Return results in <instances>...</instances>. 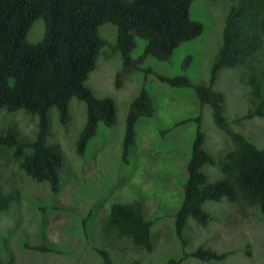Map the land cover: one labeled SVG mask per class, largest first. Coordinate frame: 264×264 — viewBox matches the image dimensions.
Here are the masks:
<instances>
[{
	"label": "trees",
	"instance_id": "1",
	"mask_svg": "<svg viewBox=\"0 0 264 264\" xmlns=\"http://www.w3.org/2000/svg\"><path fill=\"white\" fill-rule=\"evenodd\" d=\"M194 1L0 0V113H22L36 122L30 141L22 139L13 126L0 131L3 165L13 161L29 180L58 192L66 159L54 143L55 130L70 123L75 106H83L84 122L74 144L76 154L85 159L92 140L100 134L99 125H116V100L97 96L91 85L96 74L91 82L90 75L101 67L104 56L110 57L112 65L120 58L116 88L120 89L127 78L141 74L145 78L154 76L174 90L192 89L200 113L203 107L210 108L214 125L231 146L221 155L211 154L205 147L201 114L195 118L197 127L188 146L182 200L172 227L175 241L185 245L189 220L202 228L216 221L203 208L209 202L226 199L230 207H255L264 220V149L229 127L224 115L225 95L214 90L220 71L239 68L258 52L264 38V0H227L220 45L207 66L208 81L198 84L190 80L194 67L190 52L180 61L179 71L167 74L161 68L184 44L203 35L206 23L190 17ZM105 24L116 29L113 44L102 36L100 27ZM30 30L37 39L35 43L26 40ZM149 58L160 66L158 70L147 64ZM248 85L249 105L238 121L264 118V70L257 78L251 76ZM154 115L152 100L142 86L130 102L125 120L121 153L125 170L135 142L136 123ZM207 166L214 176L206 172ZM13 199L12 192L5 191L0 183V213L6 214ZM104 223L105 232L114 239L127 240L146 251L153 249V219L145 218L138 201L111 204ZM95 251L102 264H114L108 250ZM232 253L198 247L178 258L167 257L166 264H182L189 257L218 261ZM0 264H6L1 256Z\"/></svg>",
	"mask_w": 264,
	"mask_h": 264
},
{
	"label": "rangeland",
	"instance_id": "2",
	"mask_svg": "<svg viewBox=\"0 0 264 264\" xmlns=\"http://www.w3.org/2000/svg\"><path fill=\"white\" fill-rule=\"evenodd\" d=\"M228 3L227 0L192 3L190 17L206 23L205 30L200 38L184 44L170 62L161 66L167 74L179 71L180 61L190 52L194 66L191 83L208 81L207 66L220 45ZM100 30L109 44L116 42L114 26L105 24ZM26 40L37 42L32 30ZM149 59L147 64L155 66V61ZM109 60V56L103 57L101 67L90 75V82L96 74L91 84L96 95L116 100L117 123L111 127L100 124V134L92 140L87 157L81 159L75 152L74 142L84 122L83 106L73 108L70 123L55 130L53 135L54 143L66 159L58 192L53 193L47 184L29 180L13 161L3 165L4 159L0 158V183L14 196L6 214L0 213V256L5 263L102 264L95 251L98 248L108 250L114 264H166L169 256L178 258L204 247L218 253H233L225 259L209 262L189 257L182 264H264L261 213L255 207H230L226 199L203 207L217 218L216 221L202 228L189 220L184 231L185 245L175 241L172 227L182 200L185 165L190 156L188 146L197 127L195 118L201 114L205 147L211 154L221 155L231 146L214 125L210 108L205 106L200 113L192 89L174 90L154 76L145 78L141 74L127 78L120 89L116 88L115 77L121 69V61L118 58V63L112 65ZM263 70L264 38L258 52L247 63L220 71L214 83V90L225 95L224 115L229 127L261 149H264V118L237 119L249 105L250 77H259ZM142 86L152 100L155 115L136 123L135 142L125 170L121 157L125 120L129 104ZM182 121L185 122L175 126ZM35 124V120L22 113H0V131L13 126L27 141L33 138ZM208 167L206 172L214 176ZM133 201L141 204L145 218L153 219L151 251L137 248L127 240H116L104 230L110 205ZM45 247L49 249L47 252L41 249Z\"/></svg>",
	"mask_w": 264,
	"mask_h": 264
}]
</instances>
